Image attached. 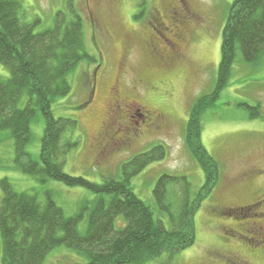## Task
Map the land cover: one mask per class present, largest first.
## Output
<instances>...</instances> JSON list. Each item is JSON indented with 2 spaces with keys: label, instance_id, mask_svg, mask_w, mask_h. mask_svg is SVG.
<instances>
[{
  "label": "rangeland",
  "instance_id": "374dc122",
  "mask_svg": "<svg viewBox=\"0 0 264 264\" xmlns=\"http://www.w3.org/2000/svg\"><path fill=\"white\" fill-rule=\"evenodd\" d=\"M234 1L20 0V18L25 23H36L35 32L54 27L59 12L71 20L72 10L75 9L84 18L88 53L97 55L102 62L97 66L100 68L95 87L88 75L97 63L82 61L67 75L70 93L53 103L56 118H72L78 122V129L72 135L78 138L79 144L67 155L63 166L65 172L97 183H102L105 179L122 180V166L125 162L135 155L150 151L156 145H163L167 151L166 157L155 160L133 176L131 186L138 197L155 208L156 216L170 228L168 218L158 212L154 189L163 174L186 176L194 193L204 187L206 175L186 145L185 130L195 100L217 89L222 36ZM179 2L185 5L186 14L188 10L191 11L185 27L181 26L183 41L180 58L171 66L158 67L152 64L148 68L150 63H145L143 59L142 39L151 32L150 21L156 16H164V7L168 3ZM131 33L136 40L132 45L126 46L125 36ZM237 55L228 84L219 90L213 107L202 115V142L219 164L220 180L213 192L203 199L195 214V244L175 257L170 258L165 254L145 264H222L223 262H218L220 253L234 261L230 253L236 251L248 255L255 264H264L262 246H255L257 254L253 255L240 242L228 240L232 237L228 231L240 230L239 223L249 217L241 216L243 212L226 216L215 211L216 205L228 204L243 207L244 211L257 199L259 203L254 209L264 219V172L262 176L253 179L243 177L250 165L257 164L264 169V57L256 64H248L243 61L240 52ZM122 58H125V66L120 69L119 62ZM87 67L89 74L86 73ZM144 70L150 71V77L156 82V87L152 90L147 85L137 87L132 83L137 73ZM94 72L95 70L91 72L92 77ZM0 76H10V70L1 62ZM118 76L120 79L123 77L121 94H130L132 87L136 86L138 99L162 113V122L159 129L139 140L138 144L130 147L120 143L119 148L109 154L101 152L99 144L102 141L99 134L105 127L104 122L112 123L113 96L109 88ZM243 103L252 106L259 104L262 117L252 118L249 109L241 106ZM130 111L134 121H138L143 115L138 107H133ZM117 121L115 120L114 130L119 127ZM105 125L108 127V124ZM44 127V118L37 112L31 123L32 138L27 145V152L36 161L39 160ZM15 158L13 138L9 131H0V179L8 177L17 191L35 195L40 202H44L50 195L67 217L73 216L81 205L90 203L97 197L82 187H70L55 180L40 182L18 169ZM178 187L180 186L174 183L168 185L167 199L174 205L177 204L174 193ZM259 188L261 191L254 196L253 192ZM250 212L247 211L246 214ZM87 222L86 215L79 224L81 233L86 231ZM123 225L124 219L120 217L116 226L121 228ZM251 244H257L255 239ZM44 264H85V259L73 249L60 246L47 256Z\"/></svg>",
  "mask_w": 264,
  "mask_h": 264
},
{
  "label": "trees",
  "instance_id": "16d2710c",
  "mask_svg": "<svg viewBox=\"0 0 264 264\" xmlns=\"http://www.w3.org/2000/svg\"><path fill=\"white\" fill-rule=\"evenodd\" d=\"M21 8L20 0H0V62L10 70L8 78L0 76V131H9L13 138L18 169L40 182L55 180L82 187L97 197L67 217L50 195L40 202L35 195L17 191L8 177L1 178L2 264H44L47 256L60 246L73 249L84 257L85 264H145L165 254L175 257L194 245L195 214L220 180L219 164L202 142V115L213 107L219 90L228 84L239 52L248 64L263 59L264 0L234 1L222 36L217 89L197 98L189 114L185 141L205 172L204 187L194 193L186 176L168 174H163L155 186L158 212L168 218L170 228L131 186L133 176L166 157L163 145L125 162L122 180L97 183L64 171L67 155L79 144L72 135L78 122L56 118L53 103L70 93L67 75L82 61L97 63L95 69L102 62L97 55L88 53L84 18L75 9L71 20L59 12L54 27L35 32L36 23L22 22ZM94 68L90 74L86 68L91 83ZM241 106L249 109L252 118L262 117L259 104ZM37 112L44 118L45 127L36 161L27 152V145ZM170 183L180 186L174 193L176 205L167 199ZM86 215L88 227L81 233L79 224ZM120 217L124 225L117 228Z\"/></svg>",
  "mask_w": 264,
  "mask_h": 264
},
{
  "label": "flooded vegetation",
  "instance_id": "af4514ba",
  "mask_svg": "<svg viewBox=\"0 0 264 264\" xmlns=\"http://www.w3.org/2000/svg\"><path fill=\"white\" fill-rule=\"evenodd\" d=\"M184 4V1H183ZM181 2L177 4L168 3L165 7V14L162 17L157 16L150 21L149 27L151 32L142 40V52L145 63H150L148 68L152 64L156 66H171L172 63L180 58L179 52L181 51V43L183 41L181 26L186 25V22L191 14L188 10L186 14L185 5ZM178 10V11H177ZM170 37H168V36ZM136 40L134 34L125 36L124 44L126 46L132 45ZM126 42V43H125ZM125 66V58H122L119 62V68L123 69ZM95 69L92 85L95 87L98 81V72ZM123 77L118 76L112 82L110 89L112 98L111 106H113V118L112 123H103L104 129L99 134L100 140L102 141L99 146L102 148L101 152L112 153L113 150L118 149L120 143L131 147L138 144L139 140L147 138L154 130L159 129L160 123L162 122V113H158L153 107L138 99L136 89L139 85H147L151 90L156 87V82L153 77H150V71L144 70L137 73L136 78L133 79V86L130 94L124 96L121 94V84ZM133 107H138L143 112V115L138 121H134L130 115ZM115 120L118 122L119 127L115 129ZM105 124H108L106 127ZM121 134V136H118ZM264 169L257 164L250 165L245 172L243 177L247 179L256 178V176H262ZM234 181V179H232ZM259 188L253 192L255 196ZM259 200H255L251 205L246 207V212L243 211V207H238L236 204L228 205H216L215 211L217 214L233 216L234 213H242L241 216L247 215L249 219L242 220L239 223L240 230L230 229L228 233L232 235L228 238L230 241H238L241 246L249 251V253L257 254L254 249L255 246H262L264 248V219L260 213L255 211V207L258 205ZM247 211H251L246 214ZM237 215V214H236ZM240 216V217H241ZM262 220V221H261ZM237 222V221H235ZM228 226V225H227ZM226 226V227H227ZM229 227V226H228ZM225 228V227H224ZM227 231V230H226ZM255 239L254 246L251 241ZM234 261L230 260L227 255L220 253V259L218 262L222 264H255L253 263L248 255H243L239 251L230 253ZM210 256L214 257L212 254ZM215 264V263H213ZM221 264V263H218Z\"/></svg>",
  "mask_w": 264,
  "mask_h": 264
}]
</instances>
